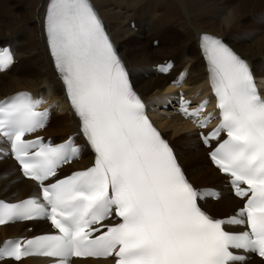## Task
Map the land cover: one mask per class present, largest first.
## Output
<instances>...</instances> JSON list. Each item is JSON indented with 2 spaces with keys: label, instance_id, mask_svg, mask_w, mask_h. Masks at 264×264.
Listing matches in <instances>:
<instances>
[{
  "label": "snow or ice",
  "instance_id": "obj_1",
  "mask_svg": "<svg viewBox=\"0 0 264 264\" xmlns=\"http://www.w3.org/2000/svg\"><path fill=\"white\" fill-rule=\"evenodd\" d=\"M44 28L95 163L52 182L59 168L79 158L80 148L71 140L53 145L40 137L26 139L46 125L48 110L36 111L42 100L20 92L0 102V137L23 177L40 190L19 203L0 201V225L47 219L57 230L5 242L0 261L251 264L255 255L264 264V95L248 63L220 39L202 35L220 123L200 136L235 196L246 200L237 214L216 219L198 202L209 196L189 181L150 120L91 0H50ZM13 62L8 49L0 51V71ZM179 103L199 128L211 123L212 115H204L207 101L191 111L183 94Z\"/></svg>",
  "mask_w": 264,
  "mask_h": 264
},
{
  "label": "bare ground",
  "instance_id": "obj_2",
  "mask_svg": "<svg viewBox=\"0 0 264 264\" xmlns=\"http://www.w3.org/2000/svg\"><path fill=\"white\" fill-rule=\"evenodd\" d=\"M49 2L0 0V45L10 46L15 55L10 68L0 75V100L21 91L43 97L53 109L45 130L40 134L45 139L60 143L78 133L80 123L69 108L64 82L48 50L44 19ZM91 3L101 16L109 38L130 74L132 84L149 106L151 117L174 147L189 181L196 188H222V198L216 202L207 200L206 210L217 218L234 213L242 203L223 187L225 178L210 165L208 151L202 147L197 129L174 114L173 110L160 111L157 107L174 102L179 91L169 86V83L177 81L181 75L187 87L185 89L183 86V95L189 99L199 102L210 92L208 69L200 48L203 34L222 38L230 44L251 65L259 81L264 82V0H91ZM120 13L125 14L126 18ZM31 19L35 20L28 22ZM23 26V30L17 33ZM175 29L182 35L180 50L165 54L172 35L170 33ZM130 32L133 38L138 35L144 39L148 49L157 56L163 55V58L158 63L148 62L146 48L132 45L128 52L133 55L128 62V54L124 52L126 45L121 42ZM136 60L139 61L133 62ZM166 60H173L175 66L168 76H162L156 67ZM24 75L28 76L20 77ZM137 81H141L139 87ZM78 141L84 146L82 160L68 166L69 172L91 164L89 149L81 138ZM4 147L5 143L0 141V148ZM2 150L5 153L4 159L0 161V199L18 201L37 195L36 184L25 180L6 149ZM7 166L11 169L8 170ZM33 235L23 224L6 225L0 228V243L9 238ZM85 263L111 264L110 261L94 260ZM0 264L37 263L27 260ZM251 264H261V261L253 259Z\"/></svg>",
  "mask_w": 264,
  "mask_h": 264
},
{
  "label": "rangeland",
  "instance_id": "obj_3",
  "mask_svg": "<svg viewBox=\"0 0 264 264\" xmlns=\"http://www.w3.org/2000/svg\"><path fill=\"white\" fill-rule=\"evenodd\" d=\"M120 14L122 16L124 15L123 17L126 18V15L125 14H123V13H120ZM33 20H35V19H31L28 22H32ZM23 28H24V26L17 33H19L20 31H22ZM170 34H172V35H171V38L168 40V48L166 49L165 54H170L172 52V50H180V47H181V40H182L181 32L175 29ZM133 36L134 35L130 32V35L125 36L122 39V42H121L122 45H124V43L126 45V50L124 52H127V54H128V62H130V58L129 57H131L133 55V54H130L129 55V52H128L129 47L132 46V45H137V46L138 45H143L146 48L145 51H146V56L148 57V60H147L148 62L158 63L163 58L162 57L163 55L157 56L155 53H152V51L148 49V46L145 43V40L144 39H141L140 36L135 35L134 38H133ZM118 46H119V44H118ZM150 59H152V60H150ZM137 61H139V60H136V61H133V62H137ZM139 66H146V65L145 64H140ZM27 76L28 75H24V76H20V77H27ZM154 80H152V81H154ZM136 84L139 87V84H141V81H137ZM164 90H165V88L163 89V91ZM165 107H167V106H165ZM157 110H160L161 111V110H163V108H158ZM7 168H8V170L11 169L8 166H7ZM213 185H215V184H213ZM28 230H30V229H28Z\"/></svg>",
  "mask_w": 264,
  "mask_h": 264
}]
</instances>
